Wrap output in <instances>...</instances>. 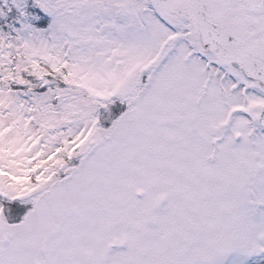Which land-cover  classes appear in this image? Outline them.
I'll return each mask as SVG.
<instances>
[{
	"label": "snow or ice",
	"instance_id": "obj_1",
	"mask_svg": "<svg viewBox=\"0 0 264 264\" xmlns=\"http://www.w3.org/2000/svg\"><path fill=\"white\" fill-rule=\"evenodd\" d=\"M0 264H264V0H0Z\"/></svg>",
	"mask_w": 264,
	"mask_h": 264
}]
</instances>
